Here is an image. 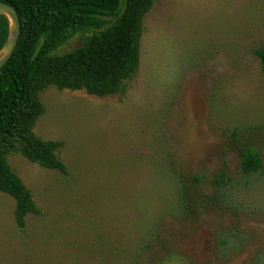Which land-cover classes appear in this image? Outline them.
<instances>
[{"label": "rangeland", "instance_id": "1", "mask_svg": "<svg viewBox=\"0 0 264 264\" xmlns=\"http://www.w3.org/2000/svg\"><path fill=\"white\" fill-rule=\"evenodd\" d=\"M263 45L264 0H155L124 92L45 89L34 131L62 142L67 171L9 156L42 213L19 229L0 192V264H264ZM246 141L263 163L251 176L240 172ZM222 170L229 209L201 198ZM182 174L202 179L186 215Z\"/></svg>", "mask_w": 264, "mask_h": 264}, {"label": "trees", "instance_id": "2", "mask_svg": "<svg viewBox=\"0 0 264 264\" xmlns=\"http://www.w3.org/2000/svg\"><path fill=\"white\" fill-rule=\"evenodd\" d=\"M0 1L13 5L21 22L14 52L0 68V192L14 200L16 225L23 229L29 215H41L42 211L32 190L11 166L9 156L21 154L43 168L67 171L58 155L62 142L43 139L34 131L37 119L45 111L41 93L49 86L83 90L97 97L124 92L126 82L140 68L145 19L155 0ZM9 28L8 17L0 14V49ZM89 29L92 33L82 45L65 53L56 52L75 34ZM255 53L264 72V45ZM239 155L244 176L261 171L262 159L253 145L246 141ZM179 177L178 207L186 215L194 211V198L201 196L197 195V184L202 179L199 175L191 179L183 174ZM211 182L212 192L202 195V201L219 209L231 208L229 189L233 179L222 170ZM227 243L224 239L221 245Z\"/></svg>", "mask_w": 264, "mask_h": 264}, {"label": "water", "instance_id": "3", "mask_svg": "<svg viewBox=\"0 0 264 264\" xmlns=\"http://www.w3.org/2000/svg\"><path fill=\"white\" fill-rule=\"evenodd\" d=\"M0 14H5L10 21L9 34L5 44L0 49V68L11 57L18 43L21 31V22L16 8L4 1H0Z\"/></svg>", "mask_w": 264, "mask_h": 264}]
</instances>
